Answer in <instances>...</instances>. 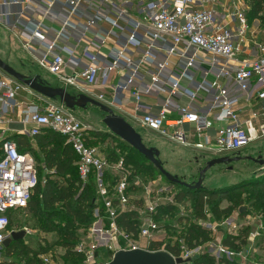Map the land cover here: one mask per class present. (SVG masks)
Returning a JSON list of instances; mask_svg holds the SVG:
<instances>
[{
	"label": "built area",
	"instance_id": "2783aa9c",
	"mask_svg": "<svg viewBox=\"0 0 264 264\" xmlns=\"http://www.w3.org/2000/svg\"><path fill=\"white\" fill-rule=\"evenodd\" d=\"M248 3L0 0V29L74 95L82 94L123 114L125 122L179 146L216 158L235 157L264 137V124L255 126L259 115L264 116V40L247 24ZM26 90L0 71V252L12 232L8 217L27 208L37 183L32 156L19 153L6 137L9 115L16 112L28 137L49 131L64 138L76 157L80 185L92 178L91 222L73 249L82 264H105L118 251L135 250L164 252L176 264L209 259L215 264L247 263L250 245L261 236L260 226L245 234L244 246L231 249L223 239L237 238L250 220L239 224L237 214L216 219L204 210L203 217L192 218L207 239L187 240L183 227L192 209L185 210L176 200L174 185L160 177L142 179L122 159L109 161L88 144L89 127L57 101L39 95L26 105L16 101ZM182 98L187 104L179 103ZM210 129L212 138L206 133ZM161 208L179 214L170 218L169 212L159 213ZM126 213L134 214L133 232L118 225ZM169 229L174 232L166 233ZM20 232L29 234L25 228ZM38 259L51 262L49 253Z\"/></svg>",
	"mask_w": 264,
	"mask_h": 264
},
{
	"label": "rangeland",
	"instance_id": "374dc122",
	"mask_svg": "<svg viewBox=\"0 0 264 264\" xmlns=\"http://www.w3.org/2000/svg\"><path fill=\"white\" fill-rule=\"evenodd\" d=\"M246 19L251 31L256 32L260 38L264 40V13L253 15L251 13V7L249 4V12L246 14ZM15 45L16 43L13 40L12 45H10L5 32L0 30V59L7 61V63L10 64L12 68L17 70L18 61L26 65L28 68H37L35 67L34 63H32L29 58L21 51V49ZM36 70L42 77L49 78V76L44 72L39 71L38 69ZM66 92L70 94L71 90L66 89ZM72 113L84 125L89 127L90 132H100L104 136L103 138H95L96 141L92 142L93 146L99 149L102 156L105 155V157L109 158L108 155L114 153V156L117 157L116 159H122L123 163L126 156H128L126 162L129 164H127V166L125 164L124 165L125 168H131L130 170L132 171H134L132 169V164L134 162L136 164L142 162L143 158H141L136 152L132 151L129 147L127 148L125 146L119 145L118 142L116 143L113 139H111L113 137L108 134L106 128L101 123L102 114L96 108L88 106L84 110L75 109ZM131 127L136 133L139 134L142 144L145 147H152L170 154V159H165L163 153H161V155L158 157L159 162L161 161L160 165H162V168L165 172L172 176H176L178 180L186 184H190L197 180L198 172L204 167L206 162L205 159L200 161V167L195 170L194 159L198 157L196 152L191 153L185 147H180L173 142L170 143L165 139L157 137L153 133L144 132L135 126ZM171 132L172 129L169 130V133ZM153 136L158 139H153ZM114 139L118 141V139ZM243 154L250 155L253 158L256 157L255 155L259 154L261 158L264 159V139L262 138L260 140L251 142L248 146L242 149L241 157ZM33 156L35 157L38 168H40L38 171V182L42 183L44 180V172L41 169V164H39L41 162V155L40 153L36 152ZM260 168H263V170L260 171ZM151 172L150 175L144 173L142 175V179L148 178L149 180H157V178L160 177L153 169ZM261 172L264 174V167H259L258 165L246 160L235 161L226 166L215 165L210 168L204 174L201 185L205 189L220 190L215 194V198L212 199L209 204L206 203L204 205L199 215L193 211L190 214L188 213L189 217L184 221L185 225L183 228L188 229L191 227L195 232L199 230L204 232L202 229H200L201 227L195 226L192 216L194 215L198 218L203 217V211L207 210V206L211 205L212 203L215 204V202H218V209L222 210L230 204V200L234 199L236 200L235 202H238V206L232 210L230 215L237 214L238 218L236 223L238 222L241 224L244 219L246 220V218L250 220L248 226L245 228L240 227L237 234L238 237L236 238L237 244L242 242L241 240H243V237L247 232L257 231L259 226L262 228V231H259V234H261L259 239L257 238L250 245L252 254L248 256L246 264H264V209L262 210L260 208H256L255 205H251L252 203L248 199L251 193L258 192V190L261 189L246 186L247 183L244 182V180L251 175L261 174ZM174 191L179 193L177 187H175ZM134 195L135 193H133L131 200L133 199ZM180 200L182 205H184L183 207L185 210L187 208H191L193 202L192 197L182 195ZM169 214L170 218H173L179 214V210L172 209L170 210ZM56 222V224L51 223V225H53L52 227L54 228V231L46 234L41 230V228H43V222L38 217H36V215L31 214L26 208L11 212L8 229L9 231L18 233L21 231V229L25 228L29 232V234L23 238L24 245L22 243L18 244V246L26 247L28 251L36 250L37 246L43 247L44 244L49 246L51 243H53V245L49 247L48 250V253L51 256V262L49 264H70L74 260L73 255H75V253L73 249L76 244H74L73 239L70 240V233L73 231V226H71V224L68 222H64L63 219H57ZM66 230L70 232L67 238L64 236ZM169 231L174 232L173 229H169L166 231V233ZM81 234H83V232ZM244 243L245 242L239 244L238 246H244ZM0 253V258L3 259V250ZM39 255H37V258ZM32 256L33 255L30 254L28 255V258ZM21 259V257H18L16 261H21Z\"/></svg>",
	"mask_w": 264,
	"mask_h": 264
},
{
	"label": "trees",
	"instance_id": "16d2710c",
	"mask_svg": "<svg viewBox=\"0 0 264 264\" xmlns=\"http://www.w3.org/2000/svg\"><path fill=\"white\" fill-rule=\"evenodd\" d=\"M251 7V13L257 15L264 13V0H249ZM90 141L89 145H92V142L96 141L95 138L104 137L100 132H89L88 133ZM23 137L18 138V143L16 138H9L13 140L16 144L17 151L19 153H29L35 163L36 174H37V183L34 189L32 190L30 199L27 204L28 211L36 215L42 222L43 225L41 228L46 234L54 231L51 223L56 224V220H62L68 222L73 226V231L70 233L67 230L65 231V238L70 233V240L73 239L74 244L83 236L81 234L89 226L91 222V210L93 207L92 200L94 199V189L92 178L90 177L84 185H80L77 178V171L75 167L76 157L65 143L64 138L58 134L43 131L39 135L34 137L35 149H33L28 142L23 141ZM111 138V137H108ZM113 139L119 145L129 147L125 143L120 142L119 140ZM20 140V143H19ZM124 144V145H123ZM22 146V147H21ZM130 148V147H129ZM131 149V148H130ZM134 151L133 149H131ZM36 152L41 155V169L43 170L44 180L42 183L38 182V165L36 163L35 157L33 156ZM135 152V151H134ZM138 154V153H137ZM115 154H109L107 158L110 160H115L117 157ZM139 155V154H138ZM140 156V155H139ZM241 156V154H240ZM127 157L124 160V164L127 166ZM141 157V156H140ZM142 158V157H141ZM133 163V162H132ZM132 169L136 174L143 175L147 173L150 175L151 170L153 169L146 160L142 159V162L132 164ZM154 170V169H153ZM150 171V172H149ZM155 171V170H154ZM153 173V172H151ZM247 183L246 186L252 188H260L258 192H253L249 195L248 199L255 205L256 208L264 209V174H253L247 179L244 180ZM177 187L179 193L176 196V200L179 201L182 195H186L193 198L191 209L196 214H200L204 205L210 203L212 199L215 198V194L220 190L214 189H190L182 186ZM230 188V187H227ZM236 188V187H235ZM181 189V190H179ZM185 197V196H183ZM236 200H230V204L222 209H218V202L207 206V211L214 216L216 219L219 217H227L232 213V210L238 206ZM207 204V205H208ZM169 212V209L161 208L159 209L160 214H165ZM10 217V216H9ZM9 217H8V227H9ZM135 217L133 213H126L121 215L118 219V225L124 229L126 232H133L135 224ZM75 224V225H74ZM82 229V230H81ZM187 240H199L207 239V233L202 231H194L193 228H188ZM23 238L18 240H11L6 248L2 246L3 250V261L0 264H16L23 262V264H41L37 255L48 253L49 247L53 245L51 243L49 246L44 244L43 247L37 246L36 250L28 251L24 246H18V244H23ZM66 241V240H65ZM239 244L244 241L241 240ZM72 242V243H73ZM222 244L229 246L231 249L238 248L237 239L230 237V242L227 239H223ZM24 245V244H23ZM154 245V244H153ZM48 246V247H47ZM155 246V245H154ZM32 254L33 256L28 258V255ZM73 255V254H72ZM74 260L70 264H82V257L78 255H73ZM18 257H21V261H16ZM238 264L235 262H218L217 264ZM196 264H215L213 260H201L197 261Z\"/></svg>",
	"mask_w": 264,
	"mask_h": 264
},
{
	"label": "water",
	"instance_id": "95a60500",
	"mask_svg": "<svg viewBox=\"0 0 264 264\" xmlns=\"http://www.w3.org/2000/svg\"><path fill=\"white\" fill-rule=\"evenodd\" d=\"M0 71L14 79L18 83L22 84L24 87L28 88L35 94L49 99L51 101H57L59 104L63 105L69 111H74L75 109L84 110L87 106L96 108L101 114V123L106 128L108 134L113 138L125 143L136 153H138L152 168L157 172V174L168 184L174 186H182L190 189L202 188L201 182L203 180L204 174L215 165H229L232 162L239 160H246L251 163L258 165L259 167H264V159L258 154L255 158L250 156H235V157H217L212 158L205 162L204 167L198 172V177L195 182L186 184L177 179L176 176H172L165 172L160 165L158 160V150L152 147H145L142 144L141 138L134 129L128 125L123 118L115 115L110 109L105 106L95 102L94 100L87 98L82 94H69L64 88L50 87L46 82L41 80L37 75L32 77H26L12 68H10L6 63L0 60ZM23 237L22 232H11L9 237H7L3 242L2 246L6 248L11 240H18ZM179 263L178 260H173L169 255L164 252L149 253L143 250L135 251H118L113 254L110 261L105 264H176Z\"/></svg>",
	"mask_w": 264,
	"mask_h": 264
},
{
	"label": "crops",
	"instance_id": "0c3cea01",
	"mask_svg": "<svg viewBox=\"0 0 264 264\" xmlns=\"http://www.w3.org/2000/svg\"><path fill=\"white\" fill-rule=\"evenodd\" d=\"M217 10V9H216ZM217 11H219V9L217 10ZM1 31H3V32H5L4 30H2V29H0ZM5 34H6V37H7V40L9 41V44L10 45H12V40L13 41H15L13 38H11L6 32H5ZM15 43H16V47H19L20 49H21V47L19 46V44L15 41ZM21 51L29 58V60L32 62V63H34V65H35V67H37V68H28L26 65H24V64H22L21 62H17V67H18V70L17 69H14V68H12L11 66H10V64H8L7 63V61H4V60H2V59H0L1 61H3L4 63H6L10 68H12L13 70H15L16 72H18V73H20V74H22V75H24V76H26V77H32V76H35V75H39L38 73V71L36 70V69H38L39 71H42V72H44L46 75H48L49 76V78H44V77H42L41 75H39V78L41 79V80H43L44 82H46V84H48L50 87H59V88H64L65 90L66 89H70L71 90V93L70 94H74L73 93V90L71 89V88H69V87H65L64 86V84L59 80V79H57V78H55L53 75H51V74H49L47 71H45V70H43L42 68H40L39 66H38V64H37V62H36V60L33 58V57H31L30 55H28L26 52H24L22 49H21ZM172 61H175L174 59H171ZM34 67V66H33ZM36 71H37V73H36ZM28 89V88H27ZM36 95L37 94H35L34 92H32V91H30L29 89L28 90H26V91H21V92H19L18 94H17V96H16V101H18L19 103H21V104H23V105H26V104H28V103H30V102H34L35 101V97H36ZM202 97V96H201ZM145 101V103L146 104H151V105H153V104H155L154 103V101H152V100H149V99H145L144 100ZM181 105H185V104H187V101H186V99H184V98H182L181 100H180V102H179ZM88 107V106H87ZM86 107V108H87ZM85 108V109H86ZM250 108H251V110H256L257 109V107H255V106H250ZM115 113L114 114H117V115H119V116H121L122 118H124V120H126L127 118L123 115V114H121V113H119V112H117V111H114ZM241 112H242V114L243 115H246L247 114V108H243L242 110H241ZM9 117L11 118V120H12V123L11 124H9L8 125V130H7V132H6V137H9V138H16V141H17V143H18V138L19 137H23L22 139H23V141H25V142H28V144L33 148V149H35L34 147H35V143H34V137L33 138H30V137H28L27 135H25L24 133H23V131H24V129H23V127L20 125V124H18L17 123V114H16V112H12L10 115H9ZM130 126H134V125H131V123H129L128 121H126ZM258 124H264V116L263 115H259V117H258V119L255 121V126L257 127L258 126ZM136 127V126H135ZM138 128V127H137ZM184 128V130H187V131H189V130H191L190 128H188V127H183ZM140 129V128H139ZM141 130H143V129H141ZM144 132H147V131H145V130H143ZM192 131V130H191ZM190 131V132H191ZM207 136H209V138H212L213 137V133H214V129H210V130H208L207 132ZM153 139H158V138H156L155 136H153L152 137ZM263 139H264V137H262ZM261 138V139H262ZM192 141H194V138H192L191 139ZM257 140H260V138L259 139H257ZM257 140H255V141H257ZM167 141V140H166ZM169 142V141H168ZM254 142V141H253ZM19 143H20V140H19ZM171 143V142H170ZM177 145V144H176ZM179 146V145H178ZM22 147V146H21ZM180 147H182V146H180ZM186 149H188L191 153H194V152H196V151H193L192 149H190V148H186ZM158 150V153H159V155H161V153H163V156L165 157V159H170V154H168L167 152H164V151H160L159 149H157ZM257 152H258V150H257ZM197 153V155H198V157L196 158V159H194V161H195V170L196 169H198L199 167H200V161H203L204 159L206 160V162L209 160V159H212V158H216V157H212L211 155H209L208 153H206V152H196ZM159 155H158V157H159ZM245 156H250V155H246V154H243L242 155V157H245ZM255 156H257V155H255ZM103 157H105V155L103 156ZM208 157V158H207ZM250 157H252V156H250ZM161 162V161H160ZM165 162V161H164ZM161 167H162V165H161ZM263 169V168H262ZM262 173V172H261Z\"/></svg>",
	"mask_w": 264,
	"mask_h": 264
}]
</instances>
